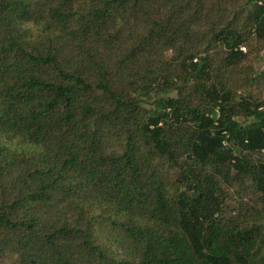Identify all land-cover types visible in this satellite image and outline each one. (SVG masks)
Returning a JSON list of instances; mask_svg holds the SVG:
<instances>
[{
    "label": "trees",
    "instance_id": "1",
    "mask_svg": "<svg viewBox=\"0 0 264 264\" xmlns=\"http://www.w3.org/2000/svg\"><path fill=\"white\" fill-rule=\"evenodd\" d=\"M263 44L264 0H0V264H264Z\"/></svg>",
    "mask_w": 264,
    "mask_h": 264
},
{
    "label": "rangeland",
    "instance_id": "2",
    "mask_svg": "<svg viewBox=\"0 0 264 264\" xmlns=\"http://www.w3.org/2000/svg\"><path fill=\"white\" fill-rule=\"evenodd\" d=\"M260 54L262 55L260 56V61L258 64L255 65V68L259 70L264 68V44L261 47ZM254 95L257 96L259 99L264 100V79L259 86L254 88ZM237 120L242 121V122L246 121L240 116L237 117ZM234 198L235 196H232V199Z\"/></svg>",
    "mask_w": 264,
    "mask_h": 264
},
{
    "label": "water",
    "instance_id": "3",
    "mask_svg": "<svg viewBox=\"0 0 264 264\" xmlns=\"http://www.w3.org/2000/svg\"><path fill=\"white\" fill-rule=\"evenodd\" d=\"M187 157L189 158V155H187Z\"/></svg>",
    "mask_w": 264,
    "mask_h": 264
}]
</instances>
